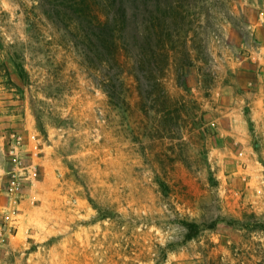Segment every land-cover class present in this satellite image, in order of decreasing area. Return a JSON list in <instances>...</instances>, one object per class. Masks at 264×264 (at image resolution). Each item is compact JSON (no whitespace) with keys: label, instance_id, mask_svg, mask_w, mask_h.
I'll return each instance as SVG.
<instances>
[{"label":"rangeland","instance_id":"rangeland-1","mask_svg":"<svg viewBox=\"0 0 264 264\" xmlns=\"http://www.w3.org/2000/svg\"><path fill=\"white\" fill-rule=\"evenodd\" d=\"M175 1L113 101L68 0H0V264H264V0Z\"/></svg>","mask_w":264,"mask_h":264},{"label":"trees","instance_id":"trees-1","mask_svg":"<svg viewBox=\"0 0 264 264\" xmlns=\"http://www.w3.org/2000/svg\"><path fill=\"white\" fill-rule=\"evenodd\" d=\"M76 8L78 18L73 19L74 27L83 44L94 49L100 61L102 87L107 96L115 101L120 98L116 86L123 88L122 80L111 75L115 67L121 68L127 53L131 58L138 92L142 99L151 93L155 84L162 93L159 83L158 63L167 52V46H160L165 32L172 30V19L182 15L175 0H68ZM182 8V7H181ZM177 15H179L177 17ZM85 55L89 49L84 48ZM110 52L113 56L110 57ZM20 76H26L22 64L16 65ZM120 100V99H119ZM193 238L199 226L185 223Z\"/></svg>","mask_w":264,"mask_h":264}]
</instances>
